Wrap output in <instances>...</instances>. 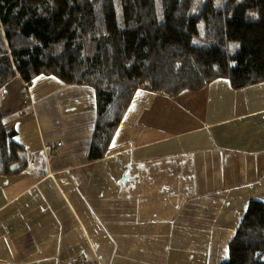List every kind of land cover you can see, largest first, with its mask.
<instances>
[{
  "label": "crops",
  "instance_id": "1",
  "mask_svg": "<svg viewBox=\"0 0 264 264\" xmlns=\"http://www.w3.org/2000/svg\"><path fill=\"white\" fill-rule=\"evenodd\" d=\"M22 84L0 91L28 160L0 175V264L231 261L249 203L264 201V81L218 78L174 99L140 89L95 161V90L53 75Z\"/></svg>",
  "mask_w": 264,
  "mask_h": 264
},
{
  "label": "trees",
  "instance_id": "2",
  "mask_svg": "<svg viewBox=\"0 0 264 264\" xmlns=\"http://www.w3.org/2000/svg\"><path fill=\"white\" fill-rule=\"evenodd\" d=\"M0 0V91L41 75L95 90L89 160L104 158L140 89L172 99L218 78L264 81V0ZM239 47L234 48L233 44ZM0 175L28 167L26 146L4 126ZM228 264H264V201L252 200L229 243Z\"/></svg>",
  "mask_w": 264,
  "mask_h": 264
},
{
  "label": "rangeland",
  "instance_id": "3",
  "mask_svg": "<svg viewBox=\"0 0 264 264\" xmlns=\"http://www.w3.org/2000/svg\"><path fill=\"white\" fill-rule=\"evenodd\" d=\"M107 1V12H108V15H109V20H110V22H111V24H112V26H113V22H114V16H115V14H114V7H113V2H112V0H106ZM233 47L234 48H237V47H239V44L238 43H234L233 44ZM48 76H52V75H48ZM22 86L23 87H25V84H22ZM131 106V105H130ZM129 106V107H130ZM34 107H35V104H34ZM126 116V115H125ZM125 118V117H124ZM235 235V234H234ZM233 238V237H232ZM230 243V242H229ZM228 253H229V244H228Z\"/></svg>",
  "mask_w": 264,
  "mask_h": 264
}]
</instances>
